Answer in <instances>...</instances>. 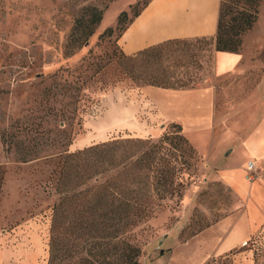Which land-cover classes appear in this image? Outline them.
I'll return each mask as SVG.
<instances>
[{
    "label": "rangeland",
    "instance_id": "obj_1",
    "mask_svg": "<svg viewBox=\"0 0 264 264\" xmlns=\"http://www.w3.org/2000/svg\"><path fill=\"white\" fill-rule=\"evenodd\" d=\"M148 1L0 0L2 264H47L51 208L59 200L56 181L69 152L114 137L156 143L165 132L175 130L172 123L162 124L156 117V107L143 90L149 86L129 73L133 64L124 60L117 46L120 30ZM220 1L228 6L224 22L231 28L239 22L240 12L250 11L256 2V20L240 35V49L245 44L251 61L264 62V0ZM93 10L102 12L101 22L87 38ZM122 11L127 16L118 26ZM108 28L112 33H106ZM175 49L172 59L187 67L174 66V78L187 80L186 88L214 86L219 96L216 117H226V106L237 98L223 100L221 88L234 93L244 82L241 87L249 93L258 81L259 70L219 77L212 39L189 40ZM134 69L139 74L138 63ZM254 105L251 101L242 110L236 108L228 124L243 121ZM204 137L208 140V133ZM139 148L133 149L135 154H140ZM167 150L168 145L160 152ZM194 150L197 160L190 168L188 152L174 150L182 184L175 186L179 194L163 201L140 232L141 264H205L222 255H228L231 264H264V211L258 199L254 206L262 217L247 243L215 254L239 216L248 215L253 204L242 202L217 180L219 175L229 176L237 169L243 188L257 183L264 189V172L254 162L252 180L246 170L243 174L245 158L210 164Z\"/></svg>",
    "mask_w": 264,
    "mask_h": 264
},
{
    "label": "trees",
    "instance_id": "obj_2",
    "mask_svg": "<svg viewBox=\"0 0 264 264\" xmlns=\"http://www.w3.org/2000/svg\"><path fill=\"white\" fill-rule=\"evenodd\" d=\"M256 7L255 2L249 7L252 12L242 10L239 22L231 28L224 22L228 6L220 5L217 32L211 38L215 51L238 52L240 35L250 30L256 20ZM139 12L133 14L125 27ZM101 16V11L93 10L87 38L101 22ZM126 16L122 11L118 26ZM106 33H112V29L108 28ZM187 41L169 40L135 55L124 54V60L133 64L129 73L134 78H143L145 86L193 89L186 88L187 80L175 79L171 71L174 66L187 67L184 62L172 59L175 47ZM135 63L139 64V74L134 69ZM171 127L175 130L165 132L156 143L150 139L114 137L64 157L55 187L59 200L51 208L47 264H141L140 232L163 201L179 194L174 191L175 186L182 184L175 170L174 150L184 148L188 152L192 162L188 168L194 167L197 160L194 148L181 134V127L175 123ZM166 145L170 151L164 154L160 150ZM137 146L141 147L140 154L133 151ZM1 181L2 176L0 190ZM63 229L70 234L63 236ZM227 258L228 255L212 257L205 264H231Z\"/></svg>",
    "mask_w": 264,
    "mask_h": 264
},
{
    "label": "crops",
    "instance_id": "obj_3",
    "mask_svg": "<svg viewBox=\"0 0 264 264\" xmlns=\"http://www.w3.org/2000/svg\"><path fill=\"white\" fill-rule=\"evenodd\" d=\"M220 5V0H149L117 38V46L123 55L131 56L169 40L214 38ZM213 60L215 72L219 77L241 75L248 70L253 73L259 70L260 73L254 89L249 93L241 87L244 82H241V85L237 84L234 93L230 88H221L223 100L231 95L237 97L233 104L229 103L228 107L224 105L228 111L226 117L221 115L216 117L219 96L214 86L183 90L145 87L143 90L150 96L152 105L156 107V117L161 123L178 124L182 134L186 135L199 155L203 159L205 157V162L219 165L230 158L243 157L247 163L255 162L262 173L264 172V62L251 61L245 44L237 53L214 51ZM251 101L255 105L250 108L251 113L247 118L240 123L234 121L229 125L230 113L236 108L242 110ZM205 133H208V140L203 138ZM235 172L230 173L229 176L219 175L217 180L233 190L242 202L253 201V204L249 206L248 215L246 213L240 215L229 235L218 244L215 251L217 255L244 246L250 239L255 224L262 217L255 210L254 204L258 202L257 199L262 206L261 210L264 211V189L257 183L243 188ZM2 254L0 250V264H2Z\"/></svg>",
    "mask_w": 264,
    "mask_h": 264
},
{
    "label": "built area",
    "instance_id": "obj_4",
    "mask_svg": "<svg viewBox=\"0 0 264 264\" xmlns=\"http://www.w3.org/2000/svg\"><path fill=\"white\" fill-rule=\"evenodd\" d=\"M255 171H256V169H255L254 162H248L246 165V172H247L248 177L252 180H253L252 173H255Z\"/></svg>",
    "mask_w": 264,
    "mask_h": 264
}]
</instances>
